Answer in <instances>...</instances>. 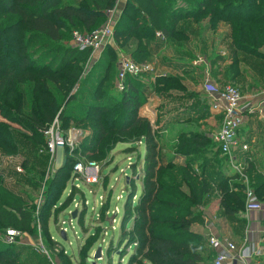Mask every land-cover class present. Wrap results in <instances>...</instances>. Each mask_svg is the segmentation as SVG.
<instances>
[{
    "label": "trees",
    "instance_id": "1",
    "mask_svg": "<svg viewBox=\"0 0 264 264\" xmlns=\"http://www.w3.org/2000/svg\"><path fill=\"white\" fill-rule=\"evenodd\" d=\"M117 1L0 0V116L22 127L32 139L46 134L57 117L63 129L61 136L65 138L71 125L79 127L89 122L92 129V134L86 136L80 146V152L66 156L45 192L47 205L51 207L46 217L44 207L41 209V234L48 236L49 249L53 252L58 247L64 248L57 213L61 205H57L55 189L72 182L78 163L93 162V154L108 141L111 127H115V144L140 142L146 148L142 193L137 195L136 183L130 181L132 191L128 192L123 209L120 248L123 245L134 248L127 264H205L206 254L207 258H212V264L215 252L208 247L207 237L195 234L192 228L202 222L203 217L197 211L209 203L215 191L221 194L220 216L237 224L239 229L244 228L245 222L240 218L243 201L236 191L234 176L210 132L200 127L197 131L180 129L176 138L172 134L173 154L185 157L184 164L166 160L161 153V136L149 120L140 115L152 92L141 85L140 78L131 76L126 80L125 91L117 92L118 63L121 52L135 63L145 64L151 63L170 44L180 49H188L195 40L208 44L209 34L216 37L224 25L228 27L226 37L230 41L232 61L225 77L242 76L239 55L259 62L255 63L256 68L247 66L262 75L264 0H127L116 22L113 41L107 44L88 72L86 65L92 52L79 51L71 45L66 47L62 43L64 34L74 28L87 33L102 28L107 12ZM158 33L164 41L157 38ZM212 41L214 47L215 40ZM216 61L211 59L213 64ZM95 69H98L96 73ZM93 74L98 76L93 78ZM80 82V90L73 94ZM105 84L113 89L111 93L103 90ZM173 86L184 89L172 77L158 79L152 89L165 91ZM75 102L78 104L72 105ZM6 105H13L14 110ZM191 121L204 122V118ZM16 134L10 126L0 123L2 151L18 153ZM132 150L127 148L129 154ZM25 168L30 173L28 166ZM136 168L133 166L134 170ZM4 173L0 171V232L14 229L38 238L33 201L5 183ZM246 173L253 195L264 204V173L252 161ZM72 198L66 203L70 204ZM134 198H138V202L134 203ZM50 219L54 229L59 228L60 240L52 239ZM130 222L132 228L128 229ZM80 224L84 226L83 222ZM42 239L44 242L43 236ZM18 244L0 241V264L19 263L18 254H10ZM94 244L92 238L81 247L83 260L90 257Z\"/></svg>",
    "mask_w": 264,
    "mask_h": 264
},
{
    "label": "rangeland",
    "instance_id": "2",
    "mask_svg": "<svg viewBox=\"0 0 264 264\" xmlns=\"http://www.w3.org/2000/svg\"><path fill=\"white\" fill-rule=\"evenodd\" d=\"M75 2L78 3V0H75ZM124 7L125 5L122 6L120 12L117 14L115 18L116 22L119 17H121L120 13L124 10ZM75 32L84 33L85 31L74 28L69 33H65L62 43L66 47L71 45L72 34ZM227 33L228 27L222 25L216 37L215 35L214 37L212 36L213 33L209 34V37H207V41L209 40L208 44L206 42L202 45L199 40H195L188 49H180L173 44L165 46V48L157 54V59L154 58L151 62L155 67V72L140 78L141 85L145 88H149L152 92L141 108L140 114L145 115V113H148L146 119L149 120L151 126L161 136V153L166 159L173 160V164L178 165L183 163L186 158L173 154L174 148L172 142L174 140L172 141V134L173 136L175 135L176 138L178 130L183 128H185V130L188 128V130L197 131L200 127L201 130L211 131L208 122L191 121V119L206 118L208 112H210L211 105L209 101H207L208 98L206 99V97H204L201 89L204 90L207 85L213 84L219 86V90H222L224 88L220 85L222 83L226 86L231 85L236 87L245 98L255 96L258 92L264 90V74H256L251 69L252 67L256 68L255 63H260L252 58L247 59V57L239 55L241 61L239 67L242 76L234 78V75L230 74L228 77H225L227 69L232 64L230 60L231 53H229L230 41H227ZM162 40H165V38ZM212 40H215L214 47ZM212 47L213 50L210 52ZM121 54L130 58L128 54L123 52H121ZM99 58L100 55L88 61L86 65L88 67V72L91 70V66H95ZM224 58H228L229 60L227 61ZM211 59L218 61L213 64L211 63ZM247 65L252 67L250 68ZM96 70L98 71V69L94 70L95 73L97 72ZM209 72L211 73L210 76ZM90 74L92 73H89V75ZM97 76V74L92 75L93 78ZM162 77H172L178 80L179 84L183 86L184 89L173 86L165 91H154L152 89L153 86L158 79ZM81 85L82 82L79 83L73 94L78 93ZM106 86L105 84L103 90H107V92L111 93L113 89ZM193 94L195 96H193ZM77 104L78 103L75 102L72 105ZM6 106L14 110L13 105ZM12 113L14 115V111ZM261 120L262 122L258 120L253 123L257 136L256 142L253 143V148L251 147L252 145H250V152L257 155V165H260L259 168L264 170V120ZM0 123L14 129L17 133L16 141L17 144H19L18 153L16 155L7 154L0 149V171L5 172L4 181L11 188H15L17 192L23 193L28 200L33 201L36 224L42 227L43 224L41 223L40 217L41 209L44 207V216L46 217L48 215L46 212L49 211L51 207V204L47 205L45 192L48 190L52 178L61 166H63L66 156H70L74 151L80 152L79 148L83 144L85 137L92 134L91 125L89 122H84L79 127L71 125L68 136L65 138L61 136L63 129L57 117L49 128V131H53L52 134L47 133L39 139H32L30 138L31 134L26 130L3 119L2 116H0ZM165 123H167L166 126ZM247 123L245 119L242 128L246 127ZM218 127L219 123H215L212 130L215 131ZM111 128L113 130H111L110 138L99 146L98 151L94 153L92 157V161L100 167L101 182L97 185L79 183L77 184L79 188L73 185L72 182H69V184L64 186L61 185V188L56 187L55 189V197L59 199L57 205H61L57 209V213H59L58 221L75 220L72 227L67 226L68 241L62 242L63 247L67 250L68 256H66V253H62V251L59 250L60 254H56L54 258L56 259L54 260L55 264H91L89 261L94 259L99 247H102L101 258L95 260L94 264H127L134 253L133 247L127 248L126 245H123L120 248L119 238H121L123 232L121 228L123 209L128 197V192L132 191V187L129 185L130 181L136 183L137 195L140 196L142 193V170L146 148L144 145L141 146L139 144L140 142H137L131 145V147H128L133 148L131 154H129L127 149H125V144H115L117 140L113 135L116 131H114L115 127ZM136 137L135 135V138ZM113 143L115 145H113ZM51 145L53 149L50 148ZM111 147H113L112 150L110 149ZM123 150L126 151L121 154ZM129 155H132V161L126 160L129 158ZM76 158H78V156ZM134 161H136V163H134ZM25 166H28L30 173H28L29 171ZM133 166H137V168L134 170ZM29 178H31V180ZM127 178H129V180ZM216 192L218 196L219 192ZM72 196V204L66 203V200L70 199ZM75 200L76 202H74ZM85 200L89 202V205L80 209V207L84 205ZM209 200V203L205 207L211 205L213 196H211ZM214 200H217V204L218 201H221L219 196L218 199L214 198ZM79 202H81V206L76 207ZM133 202H138V198H134ZM205 210H207L206 212L209 216L211 214V221H215V223L219 226L221 225L222 228L226 226V222L228 221L215 220L214 211H210L208 208ZM216 210L218 209L216 208ZM218 211L221 210L219 209ZM75 213H77L76 218H74ZM200 213L203 217V210L197 211V214ZM217 216L220 218L219 214H217ZM80 222H83L84 226L81 225ZM52 223L53 220L50 219L48 225L52 237L54 240H60L58 236L60 233L58 230L59 228L55 230ZM201 225H203L202 222H199L193 226L192 230L195 234H205ZM127 228H132V222L128 224ZM3 233L4 232H0L1 242L3 240ZM38 234V237L43 236L44 244L49 248L50 244L47 242L48 236L42 235L41 232ZM92 238L95 239V244L90 252V257H87V260H83L81 257V247L85 245L88 239L90 240ZM36 239L34 234L24 235L20 244L12 249L13 251L10 254H18V264H47L49 259L43 257V254L42 256L37 255L35 248L30 245L32 242L34 243ZM211 259L207 258L206 254L205 264H210L212 261Z\"/></svg>",
    "mask_w": 264,
    "mask_h": 264
},
{
    "label": "built area",
    "instance_id": "3",
    "mask_svg": "<svg viewBox=\"0 0 264 264\" xmlns=\"http://www.w3.org/2000/svg\"><path fill=\"white\" fill-rule=\"evenodd\" d=\"M127 0H118L116 6L107 12V21L105 25L91 33L75 32L71 39V47L79 51L90 50L92 52L91 59L101 55L107 44L113 41L114 28L116 25V16L120 12L122 6ZM157 36L164 39L158 33ZM155 72V67L151 63L138 64L132 59L121 55L118 63V74L115 82V89L117 92H123L126 89V80L129 76L134 78H141L144 75ZM207 95L210 103V113L218 118L219 127L212 133L213 142L218 145L221 150L222 157L226 160L227 167L234 176L237 188L236 191L241 194L244 203V213L248 216L250 213H264V204L261 203L252 193L250 189L249 179L247 176V168L249 162L252 161L250 156V145L248 142L240 138V130L244 124V120L249 121L251 115L258 112L262 114L264 109V99L260 101L246 99L234 86L227 85L222 90L219 86L209 84L202 89ZM264 95V93L262 94ZM52 134L53 131H48L46 134ZM141 145V143H140ZM53 149V146H50ZM100 167L95 162H88L87 164L78 163L75 166L72 183L77 188V184L85 183L87 185H97L101 182ZM76 202V200L74 201ZM79 202L77 206H81ZM89 202L85 200L84 205L80 207H87ZM75 221V220H74ZM73 219L69 221H61L59 224L60 231L65 232L68 240V228L72 227ZM39 233L41 227L38 226ZM208 247L215 252L212 264H231L232 261L245 262L252 256H260V252L251 254L248 247L238 246L227 239L221 238L217 235L211 227H207ZM1 238V237H0ZM24 235L22 232L9 229L3 233V242L8 245L20 243ZM53 239V238H52ZM54 240V239H53ZM31 245V244H30ZM32 246L35 251L47 257L50 263L55 264L53 254L58 253L59 250L67 254L64 248H56L55 252L47 248L43 242L42 237H38ZM264 264V260L262 263Z\"/></svg>",
    "mask_w": 264,
    "mask_h": 264
},
{
    "label": "crops",
    "instance_id": "4",
    "mask_svg": "<svg viewBox=\"0 0 264 264\" xmlns=\"http://www.w3.org/2000/svg\"><path fill=\"white\" fill-rule=\"evenodd\" d=\"M157 38L161 41H164L161 38H159L158 36H157ZM201 63H204V62H201ZM210 74L211 73L209 72V76H210ZM201 91H202V89H201ZM263 93H264V90H261L260 92L257 93V95L246 98V99L254 100V102L257 100L260 101V100L264 99V95H262ZM203 94H204V97H206V99H207V95L204 92H203ZM207 101H208V99H207ZM140 115L142 117L146 118V115H148V113H145V115L144 114H140ZM208 119H209V121H208ZM261 119L264 120V109L262 111V114L256 112L253 115H251L248 123L246 124V127L242 128L240 130V138L243 141L248 142L249 145H252L251 146L252 148L254 146L253 143L256 142L255 140H256V136H257V134L254 130L253 123H254V121H258V120L262 122ZM204 122H208V124L210 125L211 131H209V130H207V131H209L210 135L212 136V133L214 132L212 130V128L215 126V123H218V118H216L210 112H208V116L206 118H204ZM167 123H165V126L167 125ZM143 145L144 144L141 143V146H143ZM125 146H126L125 149H127L128 147H131V144L125 145ZM125 151L126 150H123L121 152V154H123ZM145 153H146V149H145ZM250 156L252 158V162L255 163L256 168L260 172L264 173V170H261L259 168L260 165L259 166L257 165L258 164V160L256 158L257 155L250 152ZM126 160L132 161L133 160L132 155H129V158H127ZM136 161H134V163ZM184 162L180 163L178 165H182V164H184ZM212 196H213V202L211 203V205L209 207H201L200 208V210H203V221H202L203 225H201V227L205 233V234L201 233L200 235L206 238L208 236L207 227H211L217 235H219L221 238H224V239H227L231 242H234L238 246L239 249L242 248L243 246H245V247L250 248L251 254H253L256 251L260 252V254H261L258 257L252 256V257L248 258L244 263L240 262V261H232L231 264H259V263H262V261L264 260V213H254L253 212V213L248 214V216H247L244 213V203H243V212L240 215V218L242 221L245 222V226L243 229H239L237 224H233L229 220L222 218L220 216V211H218L220 209V202L218 201V204H217L216 203L217 200H214V198L218 199V196H219V199H221V197H220L221 194L219 193V195L217 196V192L215 191V193H213ZM240 196H241V194H240ZM214 203H216V204H214ZM206 208H208L210 211H212V210L214 211L213 213L215 214L214 215L215 217L214 216L213 217L215 218V220H218V221L224 220L225 222L228 221V222H226V226L224 228H222V226L217 225L215 223V221H211V219H210L211 214H210V216H209V214H207V212H206L207 210H205ZM216 208L218 210H216ZM217 214H219L221 219L218 218Z\"/></svg>",
    "mask_w": 264,
    "mask_h": 264
},
{
    "label": "water",
    "instance_id": "5",
    "mask_svg": "<svg viewBox=\"0 0 264 264\" xmlns=\"http://www.w3.org/2000/svg\"><path fill=\"white\" fill-rule=\"evenodd\" d=\"M76 216H77V213L74 214V218H76ZM60 237L64 241L67 240V236H66L65 232H63V231L60 233ZM101 252H102V247H99L98 250H97V252H96V254H95L94 259L93 260H90L89 263L94 264V261L95 260L100 259L101 258Z\"/></svg>",
    "mask_w": 264,
    "mask_h": 264
}]
</instances>
